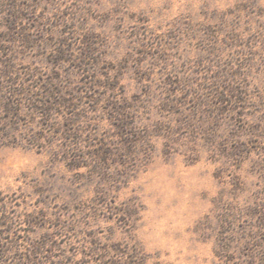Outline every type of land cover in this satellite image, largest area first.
I'll return each instance as SVG.
<instances>
[{
  "label": "rangeland",
  "instance_id": "1",
  "mask_svg": "<svg viewBox=\"0 0 264 264\" xmlns=\"http://www.w3.org/2000/svg\"><path fill=\"white\" fill-rule=\"evenodd\" d=\"M120 245L264 246V0H0V264Z\"/></svg>",
  "mask_w": 264,
  "mask_h": 264
},
{
  "label": "trees",
  "instance_id": "2",
  "mask_svg": "<svg viewBox=\"0 0 264 264\" xmlns=\"http://www.w3.org/2000/svg\"><path fill=\"white\" fill-rule=\"evenodd\" d=\"M256 250L252 252V259L250 261H235L234 259H221L219 255L217 257L222 260L218 264H264V246L257 245ZM114 255L116 254L117 260L120 261H129V264H146L147 257L141 249L137 246L128 247V246H117L112 248ZM117 264V262H114Z\"/></svg>",
  "mask_w": 264,
  "mask_h": 264
}]
</instances>
